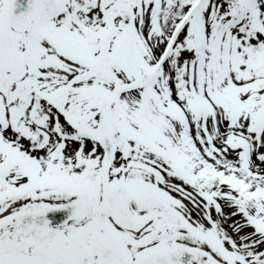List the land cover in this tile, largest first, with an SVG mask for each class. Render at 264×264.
I'll use <instances>...</instances> for the list:
<instances>
[{
    "label": "snow or ice",
    "instance_id": "1",
    "mask_svg": "<svg viewBox=\"0 0 264 264\" xmlns=\"http://www.w3.org/2000/svg\"><path fill=\"white\" fill-rule=\"evenodd\" d=\"M0 264H264V0H0Z\"/></svg>",
    "mask_w": 264,
    "mask_h": 264
},
{
    "label": "flooded vegetation",
    "instance_id": "2",
    "mask_svg": "<svg viewBox=\"0 0 264 264\" xmlns=\"http://www.w3.org/2000/svg\"><path fill=\"white\" fill-rule=\"evenodd\" d=\"M68 215L67 210L50 212L48 213V218L52 221L53 226H56L55 223H61Z\"/></svg>",
    "mask_w": 264,
    "mask_h": 264
},
{
    "label": "water",
    "instance_id": "3",
    "mask_svg": "<svg viewBox=\"0 0 264 264\" xmlns=\"http://www.w3.org/2000/svg\"><path fill=\"white\" fill-rule=\"evenodd\" d=\"M21 2L24 4V6L26 7V4H27V0H21ZM18 11H21L23 10L22 8L21 9H17Z\"/></svg>",
    "mask_w": 264,
    "mask_h": 264
}]
</instances>
